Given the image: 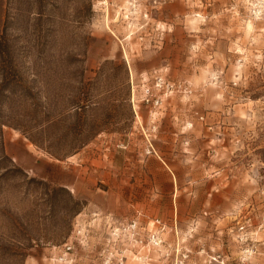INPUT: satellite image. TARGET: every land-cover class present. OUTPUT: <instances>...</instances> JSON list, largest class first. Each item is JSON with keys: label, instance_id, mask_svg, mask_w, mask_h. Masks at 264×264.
I'll use <instances>...</instances> for the list:
<instances>
[{"label": "rangeland", "instance_id": "1", "mask_svg": "<svg viewBox=\"0 0 264 264\" xmlns=\"http://www.w3.org/2000/svg\"><path fill=\"white\" fill-rule=\"evenodd\" d=\"M151 92L158 104L144 100ZM47 101L58 134L100 131L76 152L88 188L104 184L100 154L114 155L132 132L137 147L153 150L160 124L179 122L185 110L188 135L204 128L203 220L173 225L175 238L163 236L168 222L152 220L144 237L156 232L161 241L135 246L132 257L113 231L124 220L89 212L67 187L76 153L60 160L30 140L46 127ZM14 142L48 168L11 156ZM0 146L10 157L0 153V264H264V0H0ZM215 166L233 184L228 208L213 203ZM52 167L64 172L59 180L48 177ZM69 223L67 236L29 245L58 238Z\"/></svg>", "mask_w": 264, "mask_h": 264}, {"label": "crops", "instance_id": "2", "mask_svg": "<svg viewBox=\"0 0 264 264\" xmlns=\"http://www.w3.org/2000/svg\"><path fill=\"white\" fill-rule=\"evenodd\" d=\"M139 113L145 118L148 115L144 111ZM179 116L180 121L172 125L167 119L160 124L159 139L154 142L153 150L147 153L143 145L136 146L132 132L123 146L116 144L114 155L100 154L97 170L99 180L104 183L102 185H93V188L85 185L82 174L87 171L80 167L83 162L80 154L76 153L72 158L78 160L79 163L76 164L79 165L68 166L65 172L67 187L89 201V212L114 216L124 221L138 218L142 221L141 224L149 228L152 226V220L159 218L168 222L171 229L163 233V236L177 237L172 230L173 225L177 224L182 231L197 218L198 223L203 220L204 201L206 203L208 199V196H204L203 184L205 173L210 171L204 168L206 163L202 160L203 126L197 123L192 130L194 134L188 135L185 132V110L182 114L179 113ZM188 137L194 138L190 148L185 144ZM189 150H192L193 154H190ZM7 151L28 168L35 166L42 171L48 168L47 162L42 158L31 157L27 146L22 142L8 145ZM215 168L213 176L219 175V187L214 194L213 203L224 208L226 205L228 208L229 202L232 203L233 184L229 186V173L225 166ZM63 174L62 170L52 167L48 177L59 180L58 177ZM180 236L183 234L180 233ZM129 253L133 257V252ZM132 261L128 259L130 264H133Z\"/></svg>", "mask_w": 264, "mask_h": 264}, {"label": "trees", "instance_id": "3", "mask_svg": "<svg viewBox=\"0 0 264 264\" xmlns=\"http://www.w3.org/2000/svg\"><path fill=\"white\" fill-rule=\"evenodd\" d=\"M82 75L85 76V73H83ZM45 98L47 100L49 97L46 95ZM123 99H126V96L123 97ZM47 104L48 105H46L45 107L46 110L43 116L46 127L43 128L41 131L42 136L30 135L29 138L40 148L46 150L54 158L61 160L76 153L81 146L87 144L92 139V137L95 136V133L100 132V131L93 132L90 130L88 131L84 127H79L76 130L66 129L60 132V134H58L54 130V125H53L54 118L52 112L50 111L51 107L49 105V101H47ZM74 107L78 111H83L85 110V108L88 107V103H83V104L78 103ZM65 113L69 114V109L65 110ZM80 113H81L80 116L82 117L83 112ZM81 117L79 119H81ZM70 139L71 140L76 139L78 142L72 144V142H68L70 141ZM0 153H3L1 146H0ZM3 156L10 158L8 155L5 154V152L3 153ZM71 199L75 205V208L73 210L74 214H77L81 210V206H80L81 202L78 199H76L72 194H71ZM61 229L62 230L58 238L52 240V239H46L43 236L31 237L29 238V245H33V243H37V244L50 243V241L54 243L57 239L67 236V234L71 229V224L69 223L67 226Z\"/></svg>", "mask_w": 264, "mask_h": 264}, {"label": "built area", "instance_id": "4", "mask_svg": "<svg viewBox=\"0 0 264 264\" xmlns=\"http://www.w3.org/2000/svg\"><path fill=\"white\" fill-rule=\"evenodd\" d=\"M156 87L159 90H169L170 84L164 78L162 74H157L155 76ZM156 98H152V97ZM146 102H150L153 100L155 104H158L161 101L160 96H156L155 93H147V96L144 97ZM157 222L162 224L159 219H156L154 223ZM114 226V234L123 243L128 244V248L133 251V248L137 245L146 246L149 243H159L161 241L160 235L156 232H152L151 235L147 238L144 237L145 231H147V227L143 226L138 218H133L127 221H113ZM72 246L68 245L67 249L70 250ZM118 264H127L126 259L121 258Z\"/></svg>", "mask_w": 264, "mask_h": 264}]
</instances>
